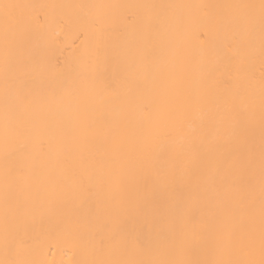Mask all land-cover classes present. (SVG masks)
<instances>
[{"label":"bare ground","instance_id":"6f19581e","mask_svg":"<svg viewBox=\"0 0 264 264\" xmlns=\"http://www.w3.org/2000/svg\"><path fill=\"white\" fill-rule=\"evenodd\" d=\"M264 0H0V264H261Z\"/></svg>","mask_w":264,"mask_h":264},{"label":"snow or ice","instance_id":"6c2138e0","mask_svg":"<svg viewBox=\"0 0 264 264\" xmlns=\"http://www.w3.org/2000/svg\"><path fill=\"white\" fill-rule=\"evenodd\" d=\"M180 264H195V262H180ZM217 264H238V262H217ZM251 264V262H248ZM261 264H264V261H261Z\"/></svg>","mask_w":264,"mask_h":264}]
</instances>
